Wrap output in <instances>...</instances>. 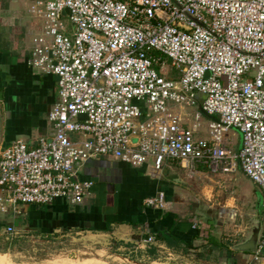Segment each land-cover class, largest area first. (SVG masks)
I'll list each match as a JSON object with an SVG mask.
<instances>
[{
  "label": "built area",
  "instance_id": "obj_1",
  "mask_svg": "<svg viewBox=\"0 0 264 264\" xmlns=\"http://www.w3.org/2000/svg\"><path fill=\"white\" fill-rule=\"evenodd\" d=\"M30 13L42 30L27 64L58 78L59 100L49 139L2 152L1 213L85 204L94 181L82 168L102 158L146 167L154 179L167 162L223 174L240 167L264 199V0H35ZM187 108L209 118L208 139L200 114L186 126ZM231 130L242 138L238 152L227 147ZM144 206L171 203L160 191ZM133 244L145 250L155 237ZM252 258L264 264V217Z\"/></svg>",
  "mask_w": 264,
  "mask_h": 264
},
{
  "label": "crops",
  "instance_id": "obj_2",
  "mask_svg": "<svg viewBox=\"0 0 264 264\" xmlns=\"http://www.w3.org/2000/svg\"><path fill=\"white\" fill-rule=\"evenodd\" d=\"M34 6L35 0H11L0 9V157L15 141L36 147L53 131L48 115L59 100L58 78L27 64L33 39L42 30L41 20L30 13ZM234 135L231 144L238 152L242 138ZM171 163L169 171L163 170L160 179H154L146 167L133 168L110 158L91 160L81 171L82 179L94 181L85 204L70 206L58 200L49 206L19 205L8 214L0 212V240L13 227L40 236L85 235L122 249L148 235L172 233L186 245L193 244L196 249L191 252H200L213 232L201 230L197 221L203 218V206L215 199V178L205 165ZM160 191L171 203L168 210L146 208L144 200ZM217 233L221 235L220 230ZM247 233L242 236L246 238ZM155 246L161 253L169 252L165 244ZM225 260L224 264L238 263L234 257Z\"/></svg>",
  "mask_w": 264,
  "mask_h": 264
},
{
  "label": "rangeland",
  "instance_id": "obj_3",
  "mask_svg": "<svg viewBox=\"0 0 264 264\" xmlns=\"http://www.w3.org/2000/svg\"><path fill=\"white\" fill-rule=\"evenodd\" d=\"M10 1L0 0V9ZM36 20L40 25V20ZM62 21L71 30L66 15L63 16ZM168 63L170 64L171 61L168 60ZM169 76L176 80L180 74L171 70ZM182 114L188 119L189 123H186L188 127L191 126L196 115L200 114V123L203 125L201 134L203 138L208 139L206 126L210 120L206 115L198 108H187ZM234 133L236 138L239 136L237 131L231 130L225 135V139L228 143L227 147L237 152L235 146L231 144ZM169 164L172 163L167 162L164 170ZM207 169L215 178V182L212 183L215 199L212 203L203 206V218L198 219L197 224L201 230L212 231V235L219 238L218 240L235 247L244 242L255 228L260 229L263 196L259 187L244 175L240 167L231 174L212 173L208 167ZM166 171L169 170L166 169L165 173ZM249 196L251 200L248 199ZM232 197L235 201H226ZM218 230L221 235H217ZM16 231L24 242L9 247L4 252L5 241L0 240V257H5L3 264H224L226 261L220 251L212 252L208 259L200 258L199 252L183 254L164 251L156 260H151L145 254H135L131 249L108 245L109 241L104 239H93L76 234L64 237L63 235L40 236L26 229ZM243 232H248L246 238L242 236ZM235 254H240L237 257L234 255V260L239 264H256L251 253L236 252Z\"/></svg>",
  "mask_w": 264,
  "mask_h": 264
},
{
  "label": "trees",
  "instance_id": "obj_4",
  "mask_svg": "<svg viewBox=\"0 0 264 264\" xmlns=\"http://www.w3.org/2000/svg\"><path fill=\"white\" fill-rule=\"evenodd\" d=\"M149 209H152V208H149ZM263 217H264V214L262 216V220H263ZM261 226H262V222H261L260 227ZM145 237H146L145 239H147V238L152 237V236L148 235ZM218 239L219 238H217L216 236L210 235L209 238L206 240V243H205L202 251L199 252L200 253L199 257L203 258V259H206V257H207V259H208V257L210 256V254L212 252L220 251L222 257H225L228 260H233L234 254L237 252V251L233 250L234 246L225 244ZM3 240L5 241V246H6L4 248V252H6L9 247L11 248V247H14L18 243L24 242V239L21 238L20 236H17L14 238L6 237V238H3ZM158 242L165 244L167 247V250H169V252H176V253H183V254L187 253L188 254L193 249H196V248H194L193 244L186 245L183 241H181V240L177 239L175 236H173L172 233H161L160 235L155 237V244L149 246L145 250L137 249L134 244H130V245L127 244L125 247L130 248L135 254H137V253L138 254H145L151 260H156L159 257V254L161 253V250L157 246H155L156 243H158Z\"/></svg>",
  "mask_w": 264,
  "mask_h": 264
},
{
  "label": "water",
  "instance_id": "obj_5",
  "mask_svg": "<svg viewBox=\"0 0 264 264\" xmlns=\"http://www.w3.org/2000/svg\"><path fill=\"white\" fill-rule=\"evenodd\" d=\"M68 13L67 11V14ZM259 237L260 229L255 228L244 242L234 247V250L241 253H254L259 243Z\"/></svg>",
  "mask_w": 264,
  "mask_h": 264
},
{
  "label": "bare ground",
  "instance_id": "obj_6",
  "mask_svg": "<svg viewBox=\"0 0 264 264\" xmlns=\"http://www.w3.org/2000/svg\"><path fill=\"white\" fill-rule=\"evenodd\" d=\"M2 258H3V259H2ZM2 258L0 257V264H3V263H4L3 261H4L5 257H2ZM7 261H8V260H7Z\"/></svg>",
  "mask_w": 264,
  "mask_h": 264
}]
</instances>
